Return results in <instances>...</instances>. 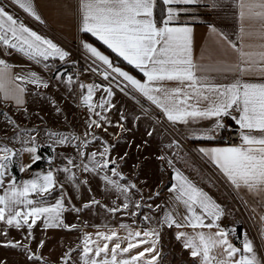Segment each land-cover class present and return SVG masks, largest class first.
<instances>
[{
  "label": "crops",
  "instance_id": "obj_1",
  "mask_svg": "<svg viewBox=\"0 0 264 264\" xmlns=\"http://www.w3.org/2000/svg\"><path fill=\"white\" fill-rule=\"evenodd\" d=\"M32 2L40 20L26 13L17 4L11 3V0H0V4L5 6L6 11L10 12L19 22L38 35L53 41L68 55L64 60H60L59 57H50L47 61L42 58L34 60L0 43V60L5 62L0 66V84L3 86V90L0 91V105L13 111L36 114L38 117V112L41 110L43 112L41 118H44L41 121L42 131L38 132V128H33L29 123L25 124V129L34 130V135L37 134V136L46 135L44 139L42 136V142L37 141L39 147H46V151L40 155L45 163L44 168L20 171V166L29 165L32 162V156L27 152H22L14 161L17 171L16 181L19 183L46 173L49 170L46 167L50 164L49 161L52 164L51 168H63L69 157L74 158L76 164H81L76 143L56 146L55 151L49 147L47 133L52 131L64 135L75 133L82 138L89 134L87 137L89 140H92L91 134H95L99 139L92 140L83 151L99 153L106 142L111 146L108 158L115 161V165H109L108 174L111 175V169L115 167L120 175L126 178L120 181L122 184L131 183L136 186L131 190L130 207L123 209V197L115 191L108 190L98 175L85 172L82 166L73 169L77 178L74 182L66 179L67 174L57 172L56 179L63 185L64 193H66L65 210L61 219L63 225L75 227H46L43 218L38 219L32 228V234L38 239L37 247H35L37 252L46 261H50L48 259L50 257L51 263L54 264L53 262L57 261L56 256L59 255L61 258V255L73 250L70 253L73 254L70 255V259L73 257L74 264H82L83 238L85 235H90L92 241H96L100 247L108 243L107 258L110 260L111 248L116 243H121V247H127L129 231L133 233L141 231L142 233L150 228H156L159 232V240L155 247V253H159L156 264H201V258L193 257L191 249L184 247V240L177 239V233L184 232L195 237L196 233L201 231L214 234L223 229L228 232V241L241 251L229 261L223 249L216 248L211 253L216 260H224L225 264H234L243 253L245 237L252 243L258 257L264 260V220L260 219L264 217V204L261 203V198L243 186L237 188L209 155L199 151L201 148L231 147L221 144L218 140L221 130L225 127L236 128L239 131L240 143L237 146L241 145V129L236 123L240 115L239 110L234 107L229 115L221 118L223 127H216L217 118L215 117L197 121L189 120L187 123L168 120L161 107L149 100L123 77L112 72L107 65L92 56L84 47L85 43L91 44L102 55L109 58L113 67H119L141 83L146 81L147 78L140 69L129 64L96 36L82 31L81 0H32ZM253 3L254 0H215V3L213 0H200V3L196 5L176 6L190 8L189 12L180 14L179 22L186 23L193 29L190 56L197 75L206 76L218 85H230L237 80L264 83V73L258 70L244 72L237 70L248 68V64L241 59L242 52L264 51L262 47L264 46L262 23L264 22L253 15V12L259 11L251 7ZM162 12H166V8L161 0H157L154 15L158 26L163 19ZM74 44H77L80 59L85 67L82 68L77 78H72V82L69 83L68 79L64 78V72L71 66L70 48ZM116 58L121 62H118ZM95 69L108 72L153 114L140 109L111 87L113 95L110 99L113 107L105 113L111 123H103L102 127L90 129L88 127L90 116L92 119L98 118L90 114L86 106H82L81 95L87 94L88 84L109 87L95 79L92 73ZM30 73H35L46 81L47 87L43 84L37 86L27 82L24 78ZM58 75L60 78H57ZM81 84L85 85L83 89L80 87ZM163 87L172 89L184 87V85L178 81H164ZM20 88L24 89L23 103L18 106L10 97L19 95ZM5 93L8 95L5 96ZM101 96L106 97L102 89L94 93L93 101H99ZM247 131L244 130L245 133ZM253 134L259 135V133ZM205 135H210L212 138H201ZM21 147L22 144L17 145V149ZM79 172L86 176L84 177L85 185L81 182ZM147 172L156 173V180L152 182L146 175ZM207 174L211 177L214 174L221 180L223 183L221 187L228 192L230 201L219 187H211L205 181ZM12 177V173L4 177L3 187H7ZM180 177L186 178L188 182L202 190L219 205L222 212L216 220V226L211 229L201 227L193 229L183 219H179V223L184 226L177 228L175 225L169 227L160 222L165 212L179 203L175 201L177 192L170 191V189L173 185H179ZM3 187H0V194H3ZM60 196L61 192L57 189L47 198V203L55 204ZM32 198L34 199L35 196ZM94 201L96 203H93ZM136 201H140L144 207L137 209ZM149 205L152 210L149 209ZM157 205L161 206L158 210ZM113 207L121 210L115 213L109 211ZM179 212L181 216L186 214L182 203H179ZM145 216L152 219L146 221ZM209 222L211 218L205 220V223ZM121 225L126 227H121ZM0 227L9 232L28 233L27 227L18 230L3 222H0ZM236 227L239 228L238 245L232 240ZM113 231L121 238L119 241L115 238L111 241L98 240L97 233L111 235ZM41 241H43L42 247ZM195 242L198 244L199 240ZM144 247H151V244L141 245L129 253L118 252L117 259H128L143 251ZM155 253L146 254V259H151ZM94 256V252L89 254V257ZM98 259H105V254L102 253ZM216 260H213L212 264H216ZM37 262L42 261L37 260ZM37 262L27 261L22 264H36ZM139 264H143V261Z\"/></svg>",
  "mask_w": 264,
  "mask_h": 264
},
{
  "label": "snow or ice",
  "instance_id": "obj_2",
  "mask_svg": "<svg viewBox=\"0 0 264 264\" xmlns=\"http://www.w3.org/2000/svg\"><path fill=\"white\" fill-rule=\"evenodd\" d=\"M161 2L166 8V12L161 13L163 19L159 22V26L154 15L157 0H81L80 4L82 31L96 36L113 52L140 69L147 78L145 82L141 83L119 67H113L109 58L102 55L91 44L85 43L84 47L92 56L107 65L112 72L123 77L149 100L161 107L168 120L172 122L187 123L189 120L197 121L215 117L217 118L216 127H223L221 118L229 115L230 110L234 107L239 110L240 115L236 123L241 129V145L201 148L199 151L209 155L237 188L241 186L247 188L249 192L260 197L261 203L264 204V83L237 80L230 85H218L206 76L197 75L190 56L193 29L186 23L179 22L180 14L189 12L190 8L176 6L196 5L200 3V0H161ZM213 2L215 3V0ZM11 3L17 4L26 13L40 20L32 0H11ZM251 7L259 9V11L253 12V15L264 22V0H254ZM262 27H264V23H262ZM0 43L18 50L34 60L42 58L47 61L50 57H59L60 60H64L68 55L53 41L38 35L19 22L10 12L6 11L3 4H0ZM241 59L248 64V68H238V71L258 70L264 73V51L259 53L242 52ZM4 64L5 62L0 60V66ZM109 75L108 72H105L104 79H109ZM57 78L60 76L58 75ZM24 79L37 86L43 84L44 87H47V82L35 73L28 74ZM164 81H178L184 87L168 89L163 87ZM68 82H72L71 76L68 78ZM80 87L83 89L85 85L81 84ZM86 87L87 94L81 95L82 106H86L90 114L98 118L92 119L90 116L88 127L90 129L92 127L99 128L103 123H111L105 113L113 107L110 99L113 95L112 88L95 84H88ZM101 89L106 93V97L101 96L99 101L94 102V93ZM2 90L3 86L0 84V91ZM121 90L123 91V89ZM23 91L24 89L20 88L19 95L10 97L18 106L23 103ZM7 95L5 93V96ZM96 109H100V111H96ZM2 115L6 119H10L6 113ZM119 126L122 127V125ZM244 130H248L247 133ZM20 131L31 133L33 130L23 129ZM253 133H259V135ZM88 135L86 134L82 138L75 133L64 135L49 131L47 133L49 147L55 151L56 146L76 143L81 164H76L75 159L69 157L63 168L50 167L46 173L19 183L13 176L7 187H3L4 177L11 173L15 158L20 153H29L32 156V163L40 160L41 157L37 155L39 145L35 136L27 135V138L23 139L18 132L13 139L18 140L22 147L17 150L9 148L7 145H0V153H3L0 155V187H3V194H0V222L18 230L27 227L29 237L32 235L33 226L41 218H43L46 227H75L63 225L61 216L65 210L66 193L55 174L63 172L67 174V180L74 182L77 178L73 169L81 166L85 172L98 175L108 190L115 191L123 197L122 208L128 209L132 202L131 190L136 186L131 183L122 184L120 181L126 178L122 177L115 167L111 169V175L108 174L109 165H115V161L108 158L111 146L106 142L99 153L83 151L92 140L99 139L95 134H91L92 140H89ZM201 138L211 139L212 136L205 135ZM49 163L51 164V161ZM29 168H31V164L22 165L19 170L23 172ZM57 189L61 192V196L56 199L55 204L49 205L47 198ZM170 191L177 192L175 201L183 204L186 214L181 216L178 203L176 207L165 212L161 223L167 224L169 227L175 225L180 228L184 225L179 223V219H183L193 229L197 227L211 229L216 226V220L220 217L222 210L206 193L183 177H180L179 185H173ZM32 196L35 198L33 199ZM135 206L137 209L144 207L140 201H136ZM148 207L152 210L150 205ZM160 207L157 205L156 209L158 210ZM120 210L117 207L109 209L113 213ZM209 218H211V222L205 223V220ZM144 219L149 221L152 218L145 216ZM260 219L264 220V217H260ZM121 227L126 226L121 225ZM4 234H7L6 230ZM96 235L98 240L103 239L104 241H111L113 238L118 241L121 239L115 231L111 235L102 232ZM227 235L228 232L223 229L214 234H206L201 231L196 233L195 237L178 232L177 239L184 240V247L191 249L193 257H200L201 264H212L216 257L211 253L216 248H222L229 261L241 251L228 241ZM127 239H129L127 247H121V243L118 242L111 248L112 255L109 260L107 258L108 243L106 242L103 247H100L96 241H92L90 235H85L82 264H139L140 261H143V264H156L159 256V253H155V247L159 240V232L156 228H150L142 233L141 231L135 233L129 231ZM197 239L199 240L198 244L195 242ZM149 243L151 247H144L143 251L130 258L117 259L118 252L129 253L131 250ZM3 246L23 247L26 252L28 251L27 246L21 245L19 242L7 241ZM42 246L43 241H41ZM71 251L73 250L65 254L66 257L70 258ZM93 252L95 256L89 257V254ZM102 253L105 254V259H98ZM150 253L155 254L151 256V259H146V254ZM29 259L40 258L30 254ZM216 264H225V261L216 260ZM234 264H264V260L258 257L252 243L245 237L243 253L239 259L235 260Z\"/></svg>",
  "mask_w": 264,
  "mask_h": 264
},
{
  "label": "rangeland",
  "instance_id": "obj_3",
  "mask_svg": "<svg viewBox=\"0 0 264 264\" xmlns=\"http://www.w3.org/2000/svg\"><path fill=\"white\" fill-rule=\"evenodd\" d=\"M3 113H6L7 117L10 119H6L4 117V115H2ZM38 115H39V117L36 114H27L26 112L13 111V110H10L8 108L2 107L0 105V145H7L9 148L17 150V145H21V143L18 140L13 139V137L18 132H19L21 138H23V139H26L27 135H31V136H35L37 138L38 142H40V141L42 142V136L44 139V137L46 136L45 134H43L42 136L41 135L37 136V134L34 135L35 134L34 130L31 131V133H24V132L20 131V130H23L26 128V126H25L26 123H29V125L31 124V126H33V128L37 127L38 132H41L42 131L41 127L43 126L41 121L44 119V118L43 119L41 118V117H43V112L41 110H39ZM54 118L56 120H58L57 117H54ZM37 122H39L38 125H37ZM56 126L59 127L62 125H56ZM62 127H64V126H62ZM2 154L3 153H0V155H2ZM28 159H31V158H28ZM78 175L81 177V179H82L81 182H83V185H85L86 184L84 181V179H85L84 177H86V176H84L85 174L84 173L81 174L79 172ZM146 175L149 177V179L152 182L155 181L157 178V174L154 172H147ZM75 176H76V174H75ZM144 178H146V177H144ZM205 181L211 187H215V186L219 187L223 191V193L225 194V197L228 199V201H230V199L228 198L229 197L228 192H226L224 187L222 189L221 185L223 183L221 182V180L218 179V177H216L214 174L212 175V177L207 174ZM6 232H7V234L5 235L4 234L5 230H3L0 227V264H22L23 262L25 263L27 261L37 262V260L42 261V262H37L36 264H45V263L52 264L51 263L52 259L50 257L48 258V259H50V261H48V260L46 261V259H44L41 256V254H39L37 252V249L35 247H37L38 239L36 238V236L34 234H32L31 237H29L28 233H24V232L23 233L9 232V231H6ZM7 241L19 242L21 245H26L28 248V251L26 252L23 247L18 248V247L3 246ZM30 254L38 256L40 259H29ZM65 254H63V256L61 255V258H59V255L56 256L57 261L59 259L60 260L58 261V263H56L57 261H56V259H54L56 262H53V263L54 264H65V261H67V264H74L73 257H71V259H70V258L66 257ZM43 260H44V262H43Z\"/></svg>",
  "mask_w": 264,
  "mask_h": 264
},
{
  "label": "built area",
  "instance_id": "obj_4",
  "mask_svg": "<svg viewBox=\"0 0 264 264\" xmlns=\"http://www.w3.org/2000/svg\"><path fill=\"white\" fill-rule=\"evenodd\" d=\"M70 55L72 58L71 66L64 72V78L68 79L70 76L72 78H77L82 68L85 67L84 63L81 61L79 56V51L77 48V44H74L70 48ZM93 76L95 79L103 84L110 86L120 92L124 97L132 101L134 104H136L139 108H141L144 111H148L149 113H152L150 109L145 106L137 97H135L130 91H128L124 86H122L120 83H118L114 78H112L109 75V79H104V71L100 69H95L92 71ZM117 84H119V87H117ZM123 89V91L121 90ZM153 114V113H152ZM219 142L221 144L227 145V146H237L240 143V135L239 131L236 128L232 127H225L221 130L219 135ZM52 164H47V168H50Z\"/></svg>",
  "mask_w": 264,
  "mask_h": 264
},
{
  "label": "trees",
  "instance_id": "obj_5",
  "mask_svg": "<svg viewBox=\"0 0 264 264\" xmlns=\"http://www.w3.org/2000/svg\"><path fill=\"white\" fill-rule=\"evenodd\" d=\"M111 57H112V58H115V56H111ZM116 60H117L118 62H121V61L118 60L117 58H116ZM218 140H219V138H218ZM45 151H46V147H39L38 150H37V154L40 156L41 153H42V152H45ZM30 164H31V168H29V169H37V168L41 169V168H44V165H45L44 160H42V159L36 161L35 163H32V162H31ZM11 172H12V174H13L14 177H17V171H16V169H15L14 166L12 167ZM167 183H168V181H167ZM49 197H50V196H49ZM232 240H233V242H234L236 245H238V242H239V228H238V227H236L235 233H234V235L232 236Z\"/></svg>",
  "mask_w": 264,
  "mask_h": 264
}]
</instances>
